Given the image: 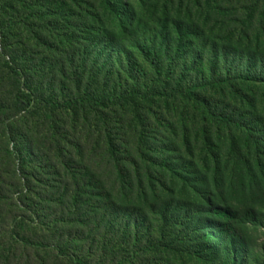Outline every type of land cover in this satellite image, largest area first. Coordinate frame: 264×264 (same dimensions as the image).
I'll return each instance as SVG.
<instances>
[{
  "label": "trees",
  "instance_id": "obj_1",
  "mask_svg": "<svg viewBox=\"0 0 264 264\" xmlns=\"http://www.w3.org/2000/svg\"><path fill=\"white\" fill-rule=\"evenodd\" d=\"M0 164V264H264V0H0Z\"/></svg>",
  "mask_w": 264,
  "mask_h": 264
},
{
  "label": "rangeland",
  "instance_id": "obj_2",
  "mask_svg": "<svg viewBox=\"0 0 264 264\" xmlns=\"http://www.w3.org/2000/svg\"><path fill=\"white\" fill-rule=\"evenodd\" d=\"M108 27L113 28L115 30V34L120 32V25H119V22L117 19L113 20V22L111 24H108ZM127 121H128V115H127ZM178 123H181V122L175 121V124H178ZM186 130L189 132V143L191 145H195V141H196L195 139H196L198 130L194 128L192 123L188 124V128ZM234 134L238 138V133L236 131H234ZM164 135H165V138L163 140H164V142H168L169 151H167L164 155H162V157L173 158L174 160H175V158L182 157L184 155V150L186 148L184 141H183V135L181 133L174 135L168 131L165 132ZM95 137H96V133H92L90 136V142H91V140L94 141ZM125 138H126L125 148H126V150H129V151L124 154V157L130 158L131 157V151H132L131 145L136 140V134L134 135L131 129H127L125 131ZM218 144L221 147L223 146V143L220 140H218ZM178 151H181V153ZM44 152H45V150H44ZM101 154H95L94 156H92V154L89 152V154H86L84 163L87 165H91L92 167L100 165L101 167L106 168L107 167L106 158L104 157V160L102 161L100 159ZM2 162H4V161H2ZM1 166H2V164H0V167ZM1 169L3 171H7L4 168H1ZM7 183H8V179L6 178V184ZM31 183L36 186L35 182L31 181ZM7 190L12 192V194H10V196H11L14 204H10L9 202H5L0 207V220H2L3 217L5 218V220H4L5 223H4L3 227H1V231H2L1 233L2 234L5 233V230H7V229L10 230L16 222H17L16 224H17V228H18V227H20L22 222H25L26 224H30L31 222L35 221V214L31 211L32 209H30V207H27L23 203L20 202L23 197L20 196L21 194H19V192L23 193L24 191L21 189H18L19 192L14 194L13 193L14 189L12 186H9ZM42 194H43V192H42ZM29 197L34 200L33 205L40 202L37 199V197H35L32 194H30ZM40 204L42 206H44V201H41ZM249 228L251 231L252 239L256 245V249H257V251H259L260 246L263 242L262 241L263 240V229L260 227H254V226H249ZM0 241H1V239H0ZM24 261H25V259H23L22 262L24 263ZM48 262H49V264H62V262L60 260L54 261L53 256L50 259H48Z\"/></svg>",
  "mask_w": 264,
  "mask_h": 264
}]
</instances>
